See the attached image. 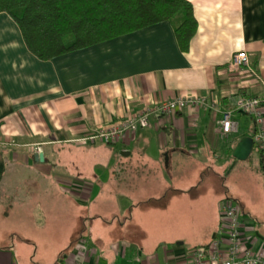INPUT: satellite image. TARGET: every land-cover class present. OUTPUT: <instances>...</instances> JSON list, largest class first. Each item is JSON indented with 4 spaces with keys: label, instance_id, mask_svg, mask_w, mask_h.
<instances>
[{
    "label": "crops",
    "instance_id": "1",
    "mask_svg": "<svg viewBox=\"0 0 264 264\" xmlns=\"http://www.w3.org/2000/svg\"><path fill=\"white\" fill-rule=\"evenodd\" d=\"M187 1L196 31L186 51L164 20L49 60L35 57L15 21L0 12V264H194L190 251L217 234L223 199L217 169L255 130L234 103L262 92L258 81L231 70L229 62L245 51L264 84V0ZM186 96L215 100L217 112L192 105L160 119L150 116L149 127L107 148L71 140ZM222 110H231L238 125L226 140L219 137ZM248 118L251 135L240 136L239 121ZM35 143L42 160L35 159ZM65 145L78 155L103 151L107 164L93 165L103 172L77 177L82 164L56 161L61 154L54 147ZM118 154L134 156L132 163ZM192 155L203 160L200 176L214 188L210 211L185 206V190L172 184V176L184 178ZM106 171L113 173L107 180ZM101 184L113 220L96 223L100 214L92 202ZM238 203L245 245L264 256L263 219ZM80 239L89 254L81 253ZM53 240L61 244L49 260L44 251L34 253L36 260L21 253L22 244L38 249Z\"/></svg>",
    "mask_w": 264,
    "mask_h": 264
},
{
    "label": "trees",
    "instance_id": "2",
    "mask_svg": "<svg viewBox=\"0 0 264 264\" xmlns=\"http://www.w3.org/2000/svg\"><path fill=\"white\" fill-rule=\"evenodd\" d=\"M35 57L62 54L169 20L186 51L196 31L187 0H0ZM261 167V162H260Z\"/></svg>",
    "mask_w": 264,
    "mask_h": 264
},
{
    "label": "built area",
    "instance_id": "3",
    "mask_svg": "<svg viewBox=\"0 0 264 264\" xmlns=\"http://www.w3.org/2000/svg\"><path fill=\"white\" fill-rule=\"evenodd\" d=\"M229 68L233 71L245 70L262 85L259 95H241L234 103V110L247 113L253 119L255 130L253 142L260 153L261 170L264 176V84L258 73L250 65L245 51L235 52L229 62ZM198 106L217 112L216 101L203 96L177 97L160 102L152 107H144L140 112L126 116L123 119L91 129L87 133L74 137L71 140L79 143H106L114 144L124 141L128 135L139 128L150 126V116L158 119L173 115L176 111H182L188 106ZM237 121L232 117L231 110H222L219 121V137L226 140L229 135L237 131ZM14 144V141H10ZM35 153H40L41 146L38 143L31 145ZM221 221L217 234L205 246L193 248L190 251L194 264H264V256L254 253L245 245L242 229V208L233 199L225 198L220 201ZM80 250L83 255L89 254L90 247L85 239H80ZM78 264H86L80 262ZM96 264V263H91Z\"/></svg>",
    "mask_w": 264,
    "mask_h": 264
},
{
    "label": "rangeland",
    "instance_id": "4",
    "mask_svg": "<svg viewBox=\"0 0 264 264\" xmlns=\"http://www.w3.org/2000/svg\"><path fill=\"white\" fill-rule=\"evenodd\" d=\"M239 125L240 136L244 134L251 135L250 129L252 127V121L249 118L245 122L240 120ZM93 146L107 148L106 143L100 142L94 144ZM65 148L66 145L54 147V152L56 153V155L58 153L61 154L59 160L56 161H68L71 167H74L75 163L82 164L81 166L77 165L80 166L78 167L77 172L76 169L74 170V174H76L77 177L81 179L85 177L88 179H93L92 175L94 173L97 174L99 172H103L100 171V168H96L99 167V164L105 165V160L107 164V154L105 155L103 151H100V153H90L89 155L85 156L68 153V149L64 150ZM118 157L121 158L122 162L127 161L128 163H132L131 159H133L134 156L126 157V159L128 160L124 159L125 157L122 158L119 154ZM208 161L210 163L213 162L211 158H208ZM186 162H188L190 166L184 171V178L180 179L172 176V184H180L183 187V190H185L180 201L185 206H188L190 204L198 205L201 208H203L202 206H204L206 210L210 211L208 205L212 203V191H214V188L209 181L207 182L206 180H203L204 177L202 178L200 176V169H203L202 164L205 163L201 164L203 160L198 159L194 155L189 157ZM93 165H96V167L93 168ZM170 172L172 173L171 170ZM217 172L221 177L217 182V190H220L222 194L220 198H230L236 202H244L254 213L260 216L264 222V176L262 170L259 167V151L257 147H253L251 154L245 160L236 161L232 157V154L229 155L228 160L223 162L222 167L218 168ZM112 174L113 173L106 171V174L103 175V177H105L107 180V178L109 179ZM96 188L97 197L94 198L92 206L96 214H100V216L97 215L94 221L96 223H98V221L100 220L111 221L113 220L112 211L111 209H109V205L107 204V196H104L105 194H107L104 190L106 189V186H103V184H101ZM80 214H86L82 205H80ZM116 220H120V218H116ZM3 227L5 226L0 225V229H4ZM29 236H33V238L36 237L39 239H46L41 234L29 233ZM53 241L54 242L50 241V243L48 244L49 246L46 245L41 248L38 247V249H34V247L29 243L22 244L21 253H23L24 257L33 258L36 260L38 255L34 256V253H36L37 251V254H39L40 251H44L46 253L45 256L48 257L47 259L49 260L51 259L52 254L56 250H58L57 248H59V245L61 244L59 242H56L55 240Z\"/></svg>",
    "mask_w": 264,
    "mask_h": 264
},
{
    "label": "water",
    "instance_id": "5",
    "mask_svg": "<svg viewBox=\"0 0 264 264\" xmlns=\"http://www.w3.org/2000/svg\"><path fill=\"white\" fill-rule=\"evenodd\" d=\"M253 138L250 136H244L241 137L236 146L234 147L232 151V157L238 161V160H245L251 153L253 149ZM43 154L37 153L35 154V159L42 160Z\"/></svg>",
    "mask_w": 264,
    "mask_h": 264
}]
</instances>
